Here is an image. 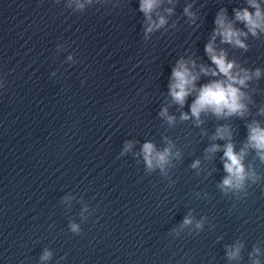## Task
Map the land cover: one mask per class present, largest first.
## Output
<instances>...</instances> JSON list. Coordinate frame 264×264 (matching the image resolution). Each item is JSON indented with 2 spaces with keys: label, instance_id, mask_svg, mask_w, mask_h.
<instances>
[{
  "label": "clouds",
  "instance_id": "clouds-1",
  "mask_svg": "<svg viewBox=\"0 0 264 264\" xmlns=\"http://www.w3.org/2000/svg\"><path fill=\"white\" fill-rule=\"evenodd\" d=\"M164 0H139V11L144 14L146 27L144 29L145 38L148 34L164 27L168 20L166 16L160 14ZM172 0H169L171 3ZM88 4L92 0H87ZM249 7L242 9H234L235 21L243 23L247 31L235 27L233 21H230L226 14V9H221L217 13L214 23L216 25L211 40L205 46V52L209 57L212 65H201L197 72L195 61H185L181 59L172 70L171 80L169 82V95L174 104L183 107L187 98L195 94L190 105V113L182 112L181 121H188L194 118L196 126L203 123L202 115L211 114L217 119H229L232 117L244 118L250 111L249 104L252 102L251 96L246 91L250 82L255 78L260 79L264 74L262 69L256 68L254 71L237 65L235 60L228 59L224 50H218L216 47V38H220L222 44H229L233 47L247 50L245 39L250 33L253 37H258L260 33H264V8H262L259 0H247ZM84 3L77 0V9L82 10ZM191 5L184 8V15L189 18L194 17L191 11ZM169 15L173 14V8L165 10ZM155 14V19L153 18ZM244 38V39H242ZM71 59V57H69ZM210 76L207 83L197 86L200 76ZM260 114H264V108L260 109ZM160 116L167 119L168 124L175 123L176 117L169 115L168 109L164 108L160 112ZM247 138L243 146L236 149V145L232 142V128L229 124L217 126L212 140H225L224 145L212 143L206 150V159H211L216 152L222 151L223 169L226 175L217 185L224 195L232 193L238 198H246L248 190L253 185L264 183V173L257 170L255 162L246 163V158L254 154L255 160L259 164L264 165V126L258 120H252L246 124ZM165 147L157 148L152 141H146L142 144L139 153H134V158L142 157L144 170L147 173H153L159 169L164 177H168L169 169L174 166L173 162L181 158V152L176 149L175 143L168 137H164ZM133 142L126 141L121 156H125L132 151ZM139 162V161H138ZM201 165L199 159L194 160L191 164L192 169H197ZM242 194V196H241ZM88 207L82 209L87 212ZM204 219L195 221V229L203 228ZM194 218L186 216L179 226L181 229L193 225ZM71 232L79 234L80 226L76 223H70ZM243 245L237 242L234 246H229L227 257L229 260H237L240 258ZM261 254L259 247H254L249 253L251 264H261L258 258ZM52 253L45 250L40 256V260L47 261L51 258Z\"/></svg>",
  "mask_w": 264,
  "mask_h": 264
}]
</instances>
